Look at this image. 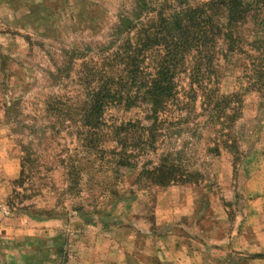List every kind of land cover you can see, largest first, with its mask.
I'll list each match as a JSON object with an SVG mask.
<instances>
[{
	"label": "clouds",
	"instance_id": "9594fccd",
	"mask_svg": "<svg viewBox=\"0 0 264 264\" xmlns=\"http://www.w3.org/2000/svg\"><path fill=\"white\" fill-rule=\"evenodd\" d=\"M255 254L264 0H0V264Z\"/></svg>",
	"mask_w": 264,
	"mask_h": 264
},
{
	"label": "trees",
	"instance_id": "16d2710c",
	"mask_svg": "<svg viewBox=\"0 0 264 264\" xmlns=\"http://www.w3.org/2000/svg\"><path fill=\"white\" fill-rule=\"evenodd\" d=\"M224 0H218V3H223ZM233 3H236V0H233ZM213 7H215V4L213 5ZM175 86L174 85H168L165 87H160L159 85L156 86L155 88V95L156 96H160V95H164V94H171V92L173 91V88Z\"/></svg>",
	"mask_w": 264,
	"mask_h": 264
},
{
	"label": "rangeland",
	"instance_id": "374dc122",
	"mask_svg": "<svg viewBox=\"0 0 264 264\" xmlns=\"http://www.w3.org/2000/svg\"><path fill=\"white\" fill-rule=\"evenodd\" d=\"M254 259H256V260L264 259V255H261V254H255V255H254Z\"/></svg>",
	"mask_w": 264,
	"mask_h": 264
}]
</instances>
